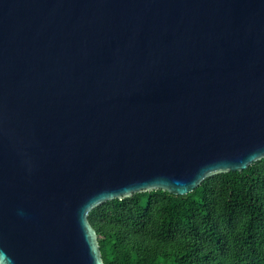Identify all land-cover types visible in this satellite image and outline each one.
<instances>
[{
	"label": "water",
	"instance_id": "water-1",
	"mask_svg": "<svg viewBox=\"0 0 264 264\" xmlns=\"http://www.w3.org/2000/svg\"><path fill=\"white\" fill-rule=\"evenodd\" d=\"M264 158V0H0V264H105L89 214Z\"/></svg>",
	"mask_w": 264,
	"mask_h": 264
},
{
	"label": "trees",
	"instance_id": "trees-1",
	"mask_svg": "<svg viewBox=\"0 0 264 264\" xmlns=\"http://www.w3.org/2000/svg\"><path fill=\"white\" fill-rule=\"evenodd\" d=\"M89 221L105 264H264V158L187 195L110 200Z\"/></svg>",
	"mask_w": 264,
	"mask_h": 264
}]
</instances>
